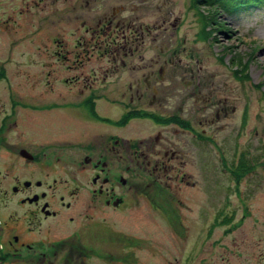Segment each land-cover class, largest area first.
Returning <instances> with one entry per match:
<instances>
[{"label":"flooded vegetation","instance_id":"af4514ba","mask_svg":"<svg viewBox=\"0 0 264 264\" xmlns=\"http://www.w3.org/2000/svg\"><path fill=\"white\" fill-rule=\"evenodd\" d=\"M90 2L80 0L79 7L91 10ZM102 2L91 25L79 17L83 39L76 42V70L55 76L46 65L38 85L39 77L8 69L10 43L23 16L49 6L52 13H63L58 6L69 0H0V264H53L56 249L46 239L54 226L108 230L135 197L162 190L166 180L193 187L186 170L205 159L192 157L190 148L195 153L198 144L211 142L209 127L233 112L224 98L204 92L208 78L192 64L189 48L162 42L164 21L133 25L117 17L123 6ZM64 15L61 21L68 25ZM148 36L157 51L145 58L139 52ZM86 53L105 63L86 74ZM55 79L60 86L53 85ZM134 121H145L152 130L135 137ZM241 127L242 121L237 139ZM241 164L248 170H237ZM219 165L239 204L226 198L199 216L206 224L197 233L206 240L215 228H221L215 238L230 233L239 222L236 209L245 216L241 183L255 171L240 151L219 157ZM140 175L148 182L135 180ZM263 246L257 242L254 264H264ZM219 248L200 253L197 246L192 264H243L242 248ZM79 255L85 264V254Z\"/></svg>","mask_w":264,"mask_h":264},{"label":"rangeland","instance_id":"374dc122","mask_svg":"<svg viewBox=\"0 0 264 264\" xmlns=\"http://www.w3.org/2000/svg\"><path fill=\"white\" fill-rule=\"evenodd\" d=\"M102 1L91 0L89 10L79 7L80 0H69L58 6L66 11L69 7L67 13H52L53 6H49L48 11L23 16V25L10 43L8 69L12 74L28 72L31 78L42 77L46 65L55 76L75 71L74 56L79 49L76 42L83 39L79 17H85L86 24L91 25L102 13ZM105 1L123 6L117 17L130 20L133 25L164 21L162 42L168 47L189 48L192 64L201 67L199 71L208 78L209 86L204 92H210L215 99L224 98L233 112L209 127L212 145L200 143L195 153L190 148L192 157L205 159V163L198 159L196 166L189 165L193 170H186L193 187L181 188L166 180L168 186L164 185V190L151 194L147 188L152 196L135 197L131 208L118 215L108 230L94 228L83 232L81 226L73 223L54 226L46 239L56 249L53 264H80L78 257L83 253L85 264H192L197 246L200 253L210 246L216 251L219 247L242 248L243 264H254L257 242H264V0H223L210 6H194L192 0ZM109 11L103 9L104 13ZM63 15L68 18V25H63ZM150 38L145 37L146 45L139 52L145 58L157 51ZM86 54V74L105 63L103 57ZM138 63V58L133 60L134 65ZM38 80L41 85L43 80ZM56 80L53 85L58 87ZM241 121L243 128L237 139ZM151 130L145 121L133 122L135 137ZM238 151L255 170L246 174L241 183L245 216L239 217L236 209L235 220L239 222L229 229L230 233L215 238L221 231L215 228L213 238L206 240L197 233L205 230L206 224L205 218L199 216L209 213L211 204H220L226 198L236 207L239 204L229 177L219 170V157L228 159ZM203 165L208 170H202ZM140 179L148 182L144 175L135 178Z\"/></svg>","mask_w":264,"mask_h":264},{"label":"trees","instance_id":"16d2710c","mask_svg":"<svg viewBox=\"0 0 264 264\" xmlns=\"http://www.w3.org/2000/svg\"><path fill=\"white\" fill-rule=\"evenodd\" d=\"M223 1V0H192V5L197 6V5H217L218 2ZM243 166L244 170H248V166L247 165H240V168L238 167L237 170H243Z\"/></svg>","mask_w":264,"mask_h":264}]
</instances>
